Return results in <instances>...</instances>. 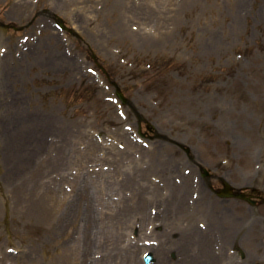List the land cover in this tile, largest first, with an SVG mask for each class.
Instances as JSON below:
<instances>
[{"label": "rangeland", "instance_id": "obj_1", "mask_svg": "<svg viewBox=\"0 0 264 264\" xmlns=\"http://www.w3.org/2000/svg\"><path fill=\"white\" fill-rule=\"evenodd\" d=\"M241 1L39 0L34 6L31 0H0V93L18 92L20 111L42 115L51 120V130L59 131L53 129L50 135L49 127L37 123L49 148L33 151L32 165L0 161V248L32 250V264H126L129 244L141 242L149 232L157 233L156 239L166 237L173 253L180 254L184 248L180 243L185 242L182 234L191 238L200 224L208 226L207 235L219 236L228 250H217L216 241H207L211 249L203 262L264 264V0H249L244 6ZM24 2L26 12L18 11ZM52 14L74 27L75 36L57 30L48 19ZM22 37L29 40L19 47ZM85 49L93 51L94 59L101 58L112 83L130 99L134 108H126V120H118L115 107L104 102L108 94L102 88L95 86L93 93L87 89L86 84H94L90 74L81 78L86 83L81 85L76 71L87 65L76 59L90 55ZM60 57L55 65L47 60ZM128 123L134 129L140 124L147 136L145 151L140 145L129 149V133L124 130L125 125L131 127ZM78 129L96 144L78 141L83 133ZM104 132V140L125 147L117 151L114 145V155L124 167L112 180L113 170H99L111 167L107 155L111 156L112 148L103 147L94 136ZM75 141L81 146H74ZM64 142L71 146L66 145L62 162L73 159L83 167L96 166L95 171L86 167L93 172L88 179L95 182L87 183L84 191L90 219L73 226L72 233L80 227L83 235L69 233L68 248L58 246V237L48 235L49 219L54 218L48 216L47 208L55 206L58 196L45 197L41 205H47L45 210L39 205L25 207L23 213L18 198L9 192L14 186L42 189ZM131 152L137 153L135 159H128ZM134 166L147 174L129 183ZM174 166L189 170L190 182L200 176L193 183L200 194L196 206L181 209L179 199L168 200L174 190L161 195L145 187L152 186L149 179L155 174L171 178L169 169ZM200 168L209 169L210 178L201 180ZM222 179L237 188H254L262 200L250 207L216 197L212 189L220 187ZM61 182L60 192L70 193L73 204V188L81 184ZM118 202L123 213L128 205L131 211L120 219ZM164 205L168 213L161 227L153 229L150 220L143 222L144 214L151 211L154 217ZM174 237L177 240L171 241ZM170 254L164 255L166 263ZM191 262L199 263L198 259Z\"/></svg>", "mask_w": 264, "mask_h": 264}, {"label": "bare ground", "instance_id": "obj_2", "mask_svg": "<svg viewBox=\"0 0 264 264\" xmlns=\"http://www.w3.org/2000/svg\"><path fill=\"white\" fill-rule=\"evenodd\" d=\"M245 1H249V0H245ZM242 2L244 6L245 2L243 0L241 1V3ZM165 37H167V35ZM47 60H49L52 64L55 65L56 63L58 64L60 58L54 59L52 61L50 59ZM0 88H2L1 82H0ZM8 97H10L9 100L7 99ZM0 100H1L0 102V161H2L3 158H6V160L9 161L13 160L12 165H17V166L32 165L33 164L32 160L34 155L33 151L37 149L39 150L40 148L45 150L49 148V143L46 142L45 139H43L42 134L39 132V130L37 131L36 125L37 122L40 120V117H37L34 114H31L30 116L29 114L26 115L23 113V111L17 109L16 106L18 105V102L21 100L17 92L15 94L10 93L9 95H7L3 90L0 93ZM4 101L8 105H5ZM7 106H11L13 108ZM42 120L43 119H41V121ZM43 126L45 128V124H43ZM115 158L117 157L112 158L113 162ZM121 160L122 159H120L119 163H121ZM62 166H63L62 162L58 160L53 164V170L56 171L58 169H61ZM51 173H53V171ZM19 188L25 190L22 191ZM46 189L47 188L42 190L35 189L32 192H28L27 189L24 187H15L13 191H11V193H13L15 197L17 196L16 198H18V200H23V203L34 205L32 197L36 196V194H40L43 190ZM58 191H59V187H55L51 189L49 194L53 195L56 193L57 195L60 192ZM79 191L80 190H77L75 192L74 194L75 197L79 196L80 194ZM85 198H86V203H88V197L86 196ZM68 200H69V196L67 195L66 198H63L60 201L61 204L58 206V208L56 209L54 208L53 210L54 221L57 222L56 233L58 231H60L61 233L62 232L65 233V231H67V227L70 226V224L75 223V225H77L78 223L79 225H81L82 219H84L85 221L88 220V218H83L86 212L81 211V206L79 204H76L72 209L69 206ZM45 208H46L45 205L41 207L42 210H45ZM166 212H167V207L163 209L162 214L165 215ZM203 240L204 239L201 240V244H202L200 246L202 247L201 250L206 248ZM190 246L195 247L194 244ZM181 255H184L185 257V259L183 256L180 257L181 262L183 263L185 261L186 264H189V260L192 259V257H189L188 252L183 253ZM160 260H162V258H160L159 261ZM191 261L197 262V257L195 256ZM191 261L190 264H193ZM200 262L201 261H199V263L197 264H203V262L201 263Z\"/></svg>", "mask_w": 264, "mask_h": 264}]
</instances>
